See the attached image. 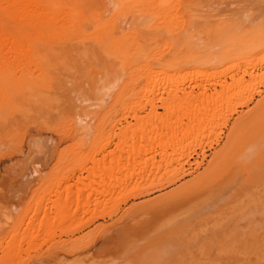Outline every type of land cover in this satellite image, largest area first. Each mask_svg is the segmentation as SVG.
<instances>
[{
  "label": "rangeland",
  "instance_id": "rangeland-1",
  "mask_svg": "<svg viewBox=\"0 0 264 264\" xmlns=\"http://www.w3.org/2000/svg\"><path fill=\"white\" fill-rule=\"evenodd\" d=\"M45 1L0 42V264H264V0Z\"/></svg>",
  "mask_w": 264,
  "mask_h": 264
},
{
  "label": "bare ground",
  "instance_id": "bare-ground-1",
  "mask_svg": "<svg viewBox=\"0 0 264 264\" xmlns=\"http://www.w3.org/2000/svg\"><path fill=\"white\" fill-rule=\"evenodd\" d=\"M1 1V3H2V1H4V0H0ZM7 1V0H6ZM5 1V2H6ZM43 1H45V0H8V4L6 5V6H8L9 4V6L10 7H12V8H14V9H12V8H10V9H12V10H10V12L11 11H16L15 12V15L14 16H16L15 17V19L17 18V20L20 22V28H18L17 30H15V31H13L14 33H11V32H5L3 29H1V30H3V32L2 31H0V42H1V39H3L2 41L3 42H1V43H3V44H7L8 43V37H9V41H10V37H12L13 39H14V41H13V39H11L12 41H11V44H12V42L14 43V42H16V45L17 44H19V45H23L22 47H24V45H25V47H26V49H24V52L25 51H27L28 50V48L30 47L31 48V46L33 45V42L35 41V40H43L44 38H46L47 37V35H49L50 34V32H51V26L53 25V20H52V18H51V16H49L47 13H37V12H35V10L36 9H41V6H45L46 7V4L48 3H44ZM46 2V1H45ZM3 4V3H2ZM42 4H45V5H42ZM6 9H7V7H5ZM9 8V7H8ZM48 8V7H47ZM6 9H5V11H6ZM42 10H43V8H42ZM41 10V11H42ZM9 11V10H8ZM7 11V12H8ZM6 12V13H7ZM14 12H11V13H14ZM5 13V14H6ZM7 15V14H6ZM9 16H11V14L9 15ZM7 18V17H6ZM11 18V17H10ZM13 18V20H14V17H12ZM11 18V19H12ZM242 19L243 18H240V19H237V21L239 20L240 21V23L242 24ZM120 20V19H119ZM239 21H238V23H239ZM18 22V23H19ZM195 22V21H194ZM239 23V24H240ZM194 25L196 24V23H193ZM175 28V27H174ZM258 37H260V35L258 36ZM242 38H244V37H242ZM6 40V41H5ZM4 41H5V43H4ZM32 41V42H31ZM18 42V43H17ZM238 42V41H237ZM0 43V47H2L3 48V46H5V45H2ZM32 45H31V44ZM10 44V45H11ZM30 44V45H29ZM241 44V43H240ZM12 45H14L13 47L16 49V45H15V43L14 44H12ZM12 45H11V47L10 48H8L7 50H9V52H12L11 54H13L14 52L13 51H11V50H13L12 48ZM18 45V46H19ZM239 45V44H238ZM18 46H17V48H18ZM21 46H19V51H18V49H16V50H14L15 51V54H17V51H18V53L19 52H21L23 49L21 48V50H20V47ZM207 47V46H206ZM2 48L0 49L1 51H2ZM5 48V47H4ZM4 48H3V50H4ZM34 50H36L35 48H34ZM215 50V49H214ZM0 51V52H1ZM6 51V50H5ZM29 51V50H28ZM163 51V50H162ZM223 51V50H222ZM23 52V51H22ZM21 52V53H22ZM34 52V51H33ZM25 53H28V52H25ZM8 54V53H7ZM10 54V53H9ZM8 54V55H9ZM2 56V55H1ZM13 56V58L15 57V55L13 54L12 55ZM19 56H21V55H19ZM26 56H28V55H26ZM31 56V55H30ZM30 56H28V57H30ZM24 57H25V55H24ZM23 57V58H24ZM27 57V58H28ZM14 59H16L17 60V58L15 57ZM215 59V58H214ZM211 60H213V58L211 59ZM214 61V60H213ZM203 95V94H202ZM204 96H205V94H204ZM198 97V96H197ZM208 97V96H207ZM206 98V97H205ZM204 98V99H205ZM236 132V131H235ZM235 134V133H234ZM136 164V163H135ZM229 170V169H228ZM130 171V170H129ZM222 182H224V181H222ZM217 184V183H216ZM219 185V184H218ZM218 185H216V186H218ZM215 186V187H216ZM220 186H221V184H220ZM210 188V187H209ZM217 188V187H216ZM215 189V188H214ZM233 189V187H230V188H228V189H225L224 190V192H226V191H228V194H229V192L231 191ZM210 190H212V189H210ZM221 190V189H220ZM219 190V191H220ZM259 190V191H258ZM219 191H217V192H219ZM211 192H214L213 190L211 191ZM220 193H223V191L222 192H220ZM261 193V188L259 187V189H257V188H251V189H249V190H246L245 192H244V194L245 195H248V196H251V198L253 197V196H257V195H259ZM206 194H210V192H208V193H206ZM216 195V194H215ZM209 196H211V195H209ZM247 196V198H249ZM206 197V196H205ZM206 198H208V197H206ZM87 200V199H86ZM204 200V199H203ZM86 202V201H85ZM213 204V202L211 203V204H207L205 207L204 206H202V207H199L198 208V213H196L195 215L193 214V213H189V214H186V215H184V216H182V217H180V218H178L174 223H173V225H171L172 227H170V231H172V233H177V235H179L180 236V232H181V228H183V227H185V225L187 224V222L188 221H190L192 218H190V217H197V216H199L200 215V213L202 212V210H204L205 208H208V207H210V205H212ZM260 206H263V204L262 205H260ZM192 207H194V205L192 206ZM260 208V207H259ZM263 208H261L260 210H262ZM258 209L256 208V211H257ZM264 210V209H263ZM250 211V210H249ZM252 211H254V210H252ZM256 211L255 212H251V213H249V214H252V215H255V213H256ZM259 211V210H258ZM258 211H257V213H258ZM248 212V211H247ZM246 213V212H245ZM244 213V214H245ZM254 213V214H253ZM264 213V212H263ZM248 214V215H249ZM172 215V214H171ZM171 215H169L168 217H170ZM247 215V216H248ZM258 215L259 216H262L261 214H259L258 213ZM245 216V215H244ZM244 216H242V217H244ZM262 217H264V215L262 216ZM173 218H174V216H173ZM248 219H251V217L249 218V216L247 217ZM175 219V218H174ZM252 220V219H251ZM254 220V219H253ZM199 221V220H198ZM255 221V220H254ZM194 223V222H193ZM249 223V222H248ZM257 223V222H256ZM260 223V222H259ZM248 225V224H247ZM260 226V225H259ZM262 226V225H261ZM261 226H260V229H261ZM264 228V227H263ZM262 228V229H263ZM16 231V230H15ZM169 231V230H168ZM240 231V230H239ZM259 231V230H258ZM261 231V230H260ZM238 232V231H237ZM240 233V232H239ZM173 234V235H174ZM197 234V233H196ZM195 234V235H196ZM259 234H262V233H259ZM169 235H172L170 232H169ZM176 235V234H175ZM192 235V234H191ZM190 235V236H191ZM181 239L182 238V235L180 236V237H178V239ZM196 238H197V236H196ZM176 239H177V237H176ZM187 239V238H186ZM209 241V240H208ZM177 242V241H176ZM181 242H182V239H181ZM201 245H203V243L201 244ZM199 246V245H198ZM223 246H224V244H223ZM212 247V246H211ZM210 247V248H211ZM213 247H215V246H213ZM219 248V247H218ZM233 248H234V246H233ZM230 250V249H229ZM199 251V250H198ZM197 251V252H198ZM202 251V250H201ZM232 251V250H231ZM230 252V251H229ZM199 253V252H198ZM219 255L220 253L223 255H225V254H227L226 252H224V251H222L221 249H217L216 250V252H215V255H217V254ZM196 254V253H195ZM194 254V255H195ZM233 254H234V251H233ZM232 252H231V254H229L231 257H232ZM202 255V254H201ZM200 255V256H201ZM214 255V256H215ZM186 256V255H185ZM207 256V255H206ZM187 257V256H186ZM198 257V256H197ZM202 257H204V255L202 256ZM208 257V256H207ZM207 257H205L204 258V260H206L205 262L202 260L201 261V263H200V261H199V263L198 264H203V263H205V264H214L212 261H210V260H208L207 259ZM34 258V257H33ZM198 258H201V257H198ZM197 258V259H198ZM211 258H212V256H211ZM32 259V258H31ZM215 262V261H214ZM217 262V261H216ZM215 262V264H233V262H231V261H221L220 263H216Z\"/></svg>",
  "mask_w": 264,
  "mask_h": 264
}]
</instances>
